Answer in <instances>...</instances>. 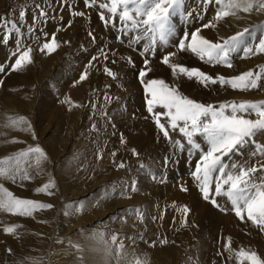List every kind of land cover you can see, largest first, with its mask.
Wrapping results in <instances>:
<instances>
[{"label":"rangeland","instance_id":"1","mask_svg":"<svg viewBox=\"0 0 264 264\" xmlns=\"http://www.w3.org/2000/svg\"><path fill=\"white\" fill-rule=\"evenodd\" d=\"M227 2L210 7L203 0H183L180 10L170 18L173 35L168 44L161 45L157 39L155 55H141L148 41L144 38L137 44L133 38L143 37V28L124 31L125 22L119 20L122 6L115 17L104 10L106 18L115 22L114 28L101 21L97 6H86L83 0H0V36L9 31L6 20H16L23 32V36L13 34L7 43L0 40V63H12L7 59L16 51L17 38L21 39V50L27 48L24 40H29L33 46L30 56L36 57H31L30 66L19 71L21 85L4 99L16 117L18 127L13 136L26 149L38 144L44 150L47 159H42L43 171H48V181H54L53 191L58 193L54 199L40 193L39 201L53 204L52 209L39 210L31 217L13 216L12 223L18 224L17 233L12 234L18 240L15 250L27 253L32 264H139V253L144 251L146 264H241L237 259L240 249L255 251L264 258V231L247 220L246 214L244 220L237 217L226 196H215V179L212 195L220 206L203 199L192 172L209 147L207 140L202 134L194 136V142L200 145L196 148L176 131L170 145L166 144L154 116L147 111L148 93L139 77L141 69L150 68L144 81L162 79L180 94L214 106L225 101L264 100V77L256 89H232L219 83L205 87L178 70L174 74L170 65L162 63L163 54L175 52L170 63L197 67L214 77H230L249 70L261 72L264 53L255 52V46L264 37V9L254 7L244 12L241 8L233 14V10L224 8L229 15L216 19L215 12ZM99 3L110 4L111 0H96ZM41 10L48 13L47 17L39 16ZM20 11L26 13L23 22L19 21ZM77 11L85 15L77 16ZM132 15L138 20L146 18L136 17L134 12ZM34 16L38 17L36 31L29 34L27 27ZM209 22V28H202ZM195 28H201L206 39L221 43L248 29L239 51L232 54V68L201 61L191 52L179 50L178 41ZM40 29L49 35L45 37ZM53 32L55 50L41 52L43 43L52 42ZM247 46L253 47V54L245 55L243 49ZM102 50L109 56L108 61L101 55ZM146 58L148 65L144 64ZM113 59L115 65L110 63ZM105 67L112 68L116 77L108 76ZM9 71L11 68L0 73V77L5 79ZM84 72L87 79L79 81ZM154 111L164 110L156 107ZM245 115L256 118L254 112ZM21 116L31 124V131H25L26 125L22 127L18 122ZM157 130L163 138L156 145ZM91 139L93 150L94 141H101V156L85 155ZM175 140H181L183 148ZM262 144L264 132L257 133L254 142L226 157L225 162L258 166L264 163V156L252 154ZM133 149L138 155L133 154ZM27 159L37 160L35 156ZM121 162L125 167H119ZM261 178L264 172L257 173L256 181ZM75 181L80 183L72 189L73 193H64V187ZM133 182L135 192L131 191ZM184 206L190 209L187 215ZM4 229L0 226V252L10 259L2 254L0 264L15 258L12 250L5 247ZM26 235L31 239L25 250L22 244ZM225 245L232 251L226 250Z\"/></svg>","mask_w":264,"mask_h":264},{"label":"snow or ice","instance_id":"2","mask_svg":"<svg viewBox=\"0 0 264 264\" xmlns=\"http://www.w3.org/2000/svg\"><path fill=\"white\" fill-rule=\"evenodd\" d=\"M83 2L86 6L89 4L97 6L101 10L99 12L101 21L106 26L111 23L114 28L116 27L115 22L106 18L104 10H107L108 13L112 14V17H115L118 13V8L122 6L123 10L119 12V20L125 22L124 31L127 33L143 28L144 36H136L133 39L139 44L142 39L146 38L148 42L144 45L143 52L140 54L144 55L148 53L155 55L157 51V39L161 45H167L169 37L173 35L170 18L175 12L180 10L183 0H111L110 4L99 3L98 5L96 4V0H83ZM203 3L211 7L214 3L221 5L223 0H203ZM130 5L132 6L131 8L129 7ZM36 7L39 8V5H36ZM254 7H257L258 10L264 9V0H228L223 7H220L215 12V17L216 19H221L224 16H228L229 12L225 11L224 8L233 10V14H235L234 10L242 8L244 12H250ZM133 12L136 17L143 16L146 18L138 20L132 15ZM18 15L19 21L23 22L26 18V13L20 11ZM47 15L48 13L43 10L39 12V16L47 17ZM75 15L84 16L85 13L77 11ZM32 19L33 23L27 27L29 34L36 31L35 20L38 17L34 16ZM5 22L10 24V28L4 36H0V40L7 43L13 34L23 36V32L16 20H6ZM70 24L71 21H69ZM210 25L211 22L205 23L202 25V28H209ZM40 31L45 37L49 35L43 29H40ZM201 31V28H195L191 33L186 32L183 38L178 41L177 47L179 50L181 52H191L199 57L201 61L207 60L209 63L225 64L227 67L232 68V54L239 51L241 39L248 29L245 28L243 31L237 32L227 39H223L222 43L206 39L201 34ZM89 35L92 36V33H89ZM131 42L130 40L129 43L131 44ZM55 47L56 38L55 32H53L52 42L43 43L40 51L51 53L55 50ZM243 51L245 55H251L253 54V47L247 46ZM31 52V47L21 50V39L17 38L16 51L12 54L16 59L10 65V68L13 71H17L31 64ZM255 52L264 53V37L255 46ZM101 55H103L104 60H109V56L103 50ZM176 55L175 52L163 54L162 63L170 65L174 74L178 70L180 74L187 76L189 79L195 78L205 87L209 84L215 85L219 83L220 85H229L232 89H256L261 86L260 81L264 77V67L258 73H253L249 70L230 77L224 75L214 77L197 67H187L181 63H170V58ZM92 59L96 60L97 57H92ZM129 61L133 62L131 58H129ZM110 63L115 65L116 60L113 59ZM144 64H149L147 58L144 60ZM4 71L6 69L0 67V72ZM150 71V68L141 69L139 77L141 78V82L144 83L145 91L148 93L146 99L147 111L154 116L155 123L160 128L163 136L172 141L169 132L170 128L173 132L178 131L181 133L186 138L188 145H193L196 148H200V145L196 144L193 139L197 134H202L208 142L209 147L207 151L202 152L196 163L195 171L192 172V176L198 182L203 199L205 201L210 200L214 206H220L212 195V184L213 179H215V196H226L231 201L232 210L237 217L244 220L246 214L247 220L264 231V178H261L259 182L256 181L257 173L264 172V163L258 166L251 165L246 167L235 162H225L226 157L237 152L249 142H254L257 133L264 132V100L225 101L218 106L198 102L187 95L180 94L176 88H170L162 79H148L144 81L143 78ZM104 72L110 77H116L112 68L105 67ZM86 79L87 73L84 72L80 75L79 81ZM0 83L3 82L0 81ZM156 107L164 111H154ZM252 112L255 113L256 118H247L245 114L251 115ZM161 117L166 118L167 126L161 122ZM19 122L26 125L25 131H31L32 126L25 117L21 116ZM173 142L178 147L183 148L184 146L181 140ZM132 151L133 154L138 155L135 149ZM257 153L264 156V144L260 145L252 155L256 156ZM112 155L115 156V152ZM30 156H35L38 163L40 159H47L44 150L38 144L35 147H29L27 151L20 152L14 158V163L9 162L13 159L11 157L0 161V164L7 165V167H0V177L5 180H11L13 183H16L17 176L22 181L32 179L29 171L21 166V161ZM119 167H125L124 163L121 162ZM55 187L54 181L49 180L42 186L37 187L35 191L37 193H45L48 196H54L53 189ZM123 187L122 185V191ZM183 190L187 191L186 188ZM131 191H137L135 182L131 186ZM53 207L51 203L14 196L8 188L4 187L3 183H0V211L23 217H31L39 210L52 209ZM79 210L77 209V211ZM189 211L190 209L184 206L183 212L185 215ZM15 227H7L4 231L12 233L15 231ZM116 239L117 236L113 235V240ZM225 248L228 251H232L228 245H225ZM8 251L11 250L9 249ZM237 258L241 260V264H243V261H248L249 264H264V258L258 256L255 251L240 249L237 253Z\"/></svg>","mask_w":264,"mask_h":264},{"label":"bare ground","instance_id":"3","mask_svg":"<svg viewBox=\"0 0 264 264\" xmlns=\"http://www.w3.org/2000/svg\"><path fill=\"white\" fill-rule=\"evenodd\" d=\"M25 42L23 43V45L27 48L28 47H31L33 48L31 42L29 40H24ZM37 48V47H36ZM16 49V48H15ZM15 52V51H14ZM39 52V51H38ZM13 53H11V56L8 57L7 61L8 60H11L12 63H7V62H4V63H0V67H3L4 69H9L10 68V65L13 64L15 62V59L16 57L12 55ZM33 54L34 51H33ZM37 54V53H36ZM9 55V54H8ZM4 57V56H2ZM32 57V56H31ZM32 58H36V57H32ZM38 61V60H37ZM28 66H30V64L24 66L22 69H25L27 68ZM21 70V69H20ZM20 70H17V71H13L11 69V71H9L7 74L8 76L3 79L0 77V81H2L3 83H0V129L3 130V133H5V136H3V133L1 134L0 132V161H4L5 158H13L11 161H9L10 163H14V158L22 151H27V149L24 147V146H21L19 145L17 142H16V138L13 136V131L16 129L17 126V123L14 121V119H16L15 117V113L12 112V110H10V108H8L5 104H4V99L7 98L9 92L12 91V89L14 88H18L19 86V80L18 79V76H19V71ZM4 71V72H6ZM2 73V72H0ZM4 77V76H3ZM25 81V80H24ZM21 85V84H20ZM27 89V88H25ZM26 91V90H25ZM30 91V90H29ZM18 92V91H17ZM27 92V91H26ZM21 93V91H20ZM19 94V93H18ZM27 94H29L27 92ZM20 95V94H19ZM22 95V94H21ZM64 94H62V97H63ZM73 95V94H72ZM29 96V95H28ZM76 96V95H75ZM74 97V96H73ZM71 98V96H70ZM113 98V97H112ZM54 99V98H53ZM52 99V100H53ZM64 99V98H63ZM75 99V98H74ZM17 100V99H16ZM6 101V100H5ZM9 101V100H8ZM54 101V100H53ZM72 101V100H71ZM48 103V102H47ZM50 103V102H49ZM65 103H68V100L67 102ZM72 103V102H71ZM74 103V102H73ZM76 103V102H75ZM6 104H9V103H6ZM50 105H53L52 103ZM48 106V105H47ZM46 107V106H45ZM101 107V106H100ZM54 108V107H53ZM101 108H104L101 107ZM71 109V108H70ZM43 110L44 107H43ZM42 110V111H43ZM101 110V109H100ZM106 111V110H105ZM44 112V111H43ZM42 112V113H43ZM102 112V111H101ZM45 114V113H44ZM32 115V114H31ZM29 120V119H28ZM136 120V119H135ZM19 122V121H18ZM161 122L162 123H165L166 126H167V123H166V118L163 117L161 118ZM21 126H22V123H20ZM136 123L134 122V125ZM20 126V127H21ZM25 126V125H24ZM19 127V128H20ZM23 127V126H22ZM96 127H99L98 125ZM101 127V125H100ZM132 127H133V122H132ZM150 129V128H148ZM126 130H124L123 128V132H125ZM151 131V130H150ZM156 136V145L158 144V141L162 140V136L161 134L157 131ZM169 132H170V135L172 137V135L174 136L175 132H173L170 128H169ZM96 136V135H95ZM95 142V150H93V145L91 146V143H92V139L88 142V144L86 145V148L84 149L85 150V155H89V153L91 154H94L95 156L99 157L101 156V154H103V150H102V143L101 141L99 140V142L97 141H94ZM164 142L168 145L169 142H172L168 139H165ZM97 143V144H96ZM163 145V144H162ZM28 148V147H27ZM168 148V147H166ZM171 149V148H170ZM173 150V147L172 149ZM168 151V150H167ZM83 152V151H82ZM77 159V157H76ZM32 161V160H31ZM73 162V161H72ZM46 163V162H45ZM74 164V163H73ZM21 166L25 169H27L30 173V175L32 176V179H29V180H21L19 178V176H17V181L16 183H13L11 180H5L3 179L2 177H0V183H2V179L4 180L3 184H4V187L8 188V190L10 192H12V194L14 196H19L21 198H26V199H36V200H39L40 199V193H37L35 191V189L37 187H40L42 186L44 183H47L48 181V171L47 170H44V162L43 160L41 159L39 161V163L37 162V160H34L33 162H30L29 159H24L21 161ZM0 167H7L6 164H0ZM77 167V166H76ZM79 170V169H78ZM82 170H85L82 168ZM76 173H78L77 171H75ZM86 172V171H85ZM87 175V174H86ZM73 176V175H72ZM75 177V176H74ZM43 179V180H42ZM50 179V178H49ZM78 181H75V184L74 182L71 184V185H68V187H64L65 190H63L64 193H73L72 189L76 186H78ZM78 188V187H77ZM60 190V189H59ZM55 195L54 196H51L50 199H54L56 198L57 196V192H54ZM71 196V195H70ZM69 197V196H68ZM186 204V203H185ZM105 208V207H104ZM176 212H173L171 214V217L174 219L176 218ZM15 214L13 213H9V212H4V211H0V223H2L0 226H4V228H7V227H12V226H16L15 227V234L17 233V229H18V224H15V223H12L14 222L15 220L13 219V216ZM5 232V231H4ZM14 234L13 232L12 233H7L5 232L4 234V238H5V247H9L13 254L15 255L14 257V261H11V262H8L10 257H8V255L4 254L3 252H0V255H5L6 258L8 259L7 263L8 264H32L30 260H28L26 258V255L24 253H20L19 250L16 251L15 250V245L17 247V243H18V240L17 238L13 237ZM14 234V235H15ZM31 237L30 235H26L25 236V239H24V244L23 245V248L25 247V250L27 249L28 247V244H29V241H30ZM21 242V243H23ZM32 244H30L31 246ZM18 249V248H17ZM145 252V251H144ZM139 253V264H146L145 263V259H146V252L144 253ZM10 255V254H9ZM238 259V258H237ZM13 260V258H12ZM5 263V264H7ZM107 263V262H105Z\"/></svg>","mask_w":264,"mask_h":264}]
</instances>
